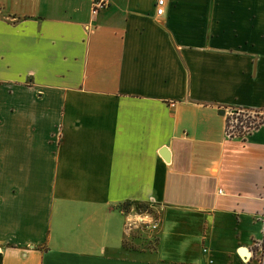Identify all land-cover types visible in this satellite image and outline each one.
Here are the masks:
<instances>
[{"label": "crops", "instance_id": "1", "mask_svg": "<svg viewBox=\"0 0 264 264\" xmlns=\"http://www.w3.org/2000/svg\"><path fill=\"white\" fill-rule=\"evenodd\" d=\"M155 3L0 0V264H256L264 0Z\"/></svg>", "mask_w": 264, "mask_h": 264}, {"label": "built area", "instance_id": "2", "mask_svg": "<svg viewBox=\"0 0 264 264\" xmlns=\"http://www.w3.org/2000/svg\"><path fill=\"white\" fill-rule=\"evenodd\" d=\"M107 4V0H91V12L94 14L100 8H103ZM164 4L165 0H156L155 3V14L157 16H161L164 13ZM227 118L235 121L236 124L239 123L240 126L236 128L234 123H227ZM261 114L258 111L251 109H243V108H235L227 111L226 121H225V132L227 135H243L247 133L249 130L253 129L257 126V124L261 121ZM132 207V206H131ZM129 208L128 211H134L136 214L135 223H140L145 227L156 228L157 222L152 219L145 218L151 212L149 211H138L133 207ZM264 219V215H263ZM254 250H251L250 255L244 259V262L247 263L249 259L253 258L256 261V264H264V228L262 237L254 242Z\"/></svg>", "mask_w": 264, "mask_h": 264}, {"label": "trees", "instance_id": "3", "mask_svg": "<svg viewBox=\"0 0 264 264\" xmlns=\"http://www.w3.org/2000/svg\"><path fill=\"white\" fill-rule=\"evenodd\" d=\"M123 208L125 210H128L131 206L138 211H152V208H150L148 203L145 202H136V203H132V202H125L123 205Z\"/></svg>", "mask_w": 264, "mask_h": 264}, {"label": "rangeland", "instance_id": "4", "mask_svg": "<svg viewBox=\"0 0 264 264\" xmlns=\"http://www.w3.org/2000/svg\"><path fill=\"white\" fill-rule=\"evenodd\" d=\"M230 119V118H229ZM228 118H227V123L229 122V123H234L235 125H236V128L238 127V126H240L239 125V123L238 124H236L235 123V121L233 120H231V122H230V120H229ZM150 208H151V206H149ZM125 245H127V246H134L131 242H129V241H125V243H124Z\"/></svg>", "mask_w": 264, "mask_h": 264}, {"label": "water", "instance_id": "5", "mask_svg": "<svg viewBox=\"0 0 264 264\" xmlns=\"http://www.w3.org/2000/svg\"><path fill=\"white\" fill-rule=\"evenodd\" d=\"M224 112V110L223 109H220V113H223Z\"/></svg>", "mask_w": 264, "mask_h": 264}, {"label": "bare ground", "instance_id": "6", "mask_svg": "<svg viewBox=\"0 0 264 264\" xmlns=\"http://www.w3.org/2000/svg\"><path fill=\"white\" fill-rule=\"evenodd\" d=\"M246 256V255H245Z\"/></svg>", "mask_w": 264, "mask_h": 264}]
</instances>
